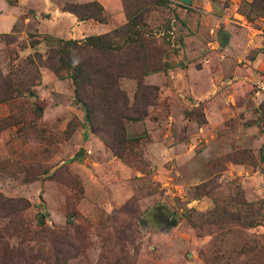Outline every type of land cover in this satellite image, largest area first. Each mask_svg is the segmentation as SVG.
Listing matches in <instances>:
<instances>
[{
  "label": "rangeland",
  "instance_id": "obj_1",
  "mask_svg": "<svg viewBox=\"0 0 264 264\" xmlns=\"http://www.w3.org/2000/svg\"><path fill=\"white\" fill-rule=\"evenodd\" d=\"M92 1L109 24L63 11ZM166 1L145 15L148 65L172 68L144 78L158 99L143 122L126 124L140 141L118 157L85 123L72 80L37 53L58 45L47 36L82 40L122 26V0H0V75L31 86L13 102L0 97V264H13L21 244L49 250V240L11 228L41 226L69 238L67 264H264V19L251 22L236 0ZM135 56L86 54L121 69ZM120 86L132 102L137 80ZM19 199L31 207L13 215L5 203Z\"/></svg>",
  "mask_w": 264,
  "mask_h": 264
},
{
  "label": "trees",
  "instance_id": "obj_2",
  "mask_svg": "<svg viewBox=\"0 0 264 264\" xmlns=\"http://www.w3.org/2000/svg\"><path fill=\"white\" fill-rule=\"evenodd\" d=\"M236 2L244 7L243 13L251 22H254L256 18L264 19V0H236ZM122 4L127 19L122 26L108 33L91 35L82 40L55 39L47 36L46 40H56L58 45L50 46L44 55L37 53L40 61L61 80H72L76 102L85 111V123L93 133L103 136L105 144L118 157H123L119 151L140 141V138L128 135L126 124L143 122L148 117V108L155 106L158 99L159 88L146 85L144 78L172 68L169 65L164 69H150L147 53L150 41L146 37L149 31L145 23V15L150 11L152 4L166 6L168 2L166 0H122ZM63 11L76 16L79 22L93 21L98 24H109L110 22L105 7L98 1L67 4ZM31 44L35 48L39 42L32 41ZM182 44L183 39H181ZM221 44L225 45L226 41L221 40ZM126 50L133 54L137 53L138 56L129 59L127 61L129 67L123 66V69L109 61L104 64L105 66H101L86 58L88 53L110 58ZM140 62H142L141 73L136 74L134 66ZM126 76L138 82L137 92L132 102L120 86V80ZM12 77L3 78L0 75V97L7 103L19 99L31 87L29 83ZM37 111L42 114L43 108L39 107ZM258 113L260 116L257 125L264 131V102L259 107ZM22 124L19 136L25 137V131H23L25 124L24 122ZM1 130L0 123V132ZM261 152V159L264 162V149ZM5 206L12 209L13 215L23 213L31 207L25 199L11 202L7 200ZM0 207H4V202ZM225 211L224 215H228L229 211ZM239 211L242 212L243 207H240ZM233 216H236L239 221L243 219L240 213ZM203 222V219L199 220V224ZM39 224L43 225L44 222L41 220ZM11 228L24 239L32 238L38 244L47 239L51 244V248L46 251L43 248L35 251L34 248L23 246V244L21 248L20 246L15 247L9 252L12 255L13 264H67L68 261L64 259L70 243L67 236L57 240L58 234L44 226L40 227V232L32 231L29 227ZM0 257L6 260L4 253L0 254Z\"/></svg>",
  "mask_w": 264,
  "mask_h": 264
},
{
  "label": "water",
  "instance_id": "obj_3",
  "mask_svg": "<svg viewBox=\"0 0 264 264\" xmlns=\"http://www.w3.org/2000/svg\"><path fill=\"white\" fill-rule=\"evenodd\" d=\"M194 0H182V4L185 6H190ZM85 156V149L81 148L80 151L74 156V158L71 161H77L82 159ZM177 221L173 219L171 221V227H176Z\"/></svg>",
  "mask_w": 264,
  "mask_h": 264
},
{
  "label": "flooded vegetation",
  "instance_id": "obj_4",
  "mask_svg": "<svg viewBox=\"0 0 264 264\" xmlns=\"http://www.w3.org/2000/svg\"><path fill=\"white\" fill-rule=\"evenodd\" d=\"M159 224H161V222H160ZM165 226H167V227H168V225H165Z\"/></svg>",
  "mask_w": 264,
  "mask_h": 264
},
{
  "label": "crops",
  "instance_id": "obj_5",
  "mask_svg": "<svg viewBox=\"0 0 264 264\" xmlns=\"http://www.w3.org/2000/svg\"><path fill=\"white\" fill-rule=\"evenodd\" d=\"M81 23V22H80ZM99 26V25H98Z\"/></svg>",
  "mask_w": 264,
  "mask_h": 264
},
{
  "label": "built area",
  "instance_id": "obj_6",
  "mask_svg": "<svg viewBox=\"0 0 264 264\" xmlns=\"http://www.w3.org/2000/svg\"><path fill=\"white\" fill-rule=\"evenodd\" d=\"M179 3V2H178Z\"/></svg>",
  "mask_w": 264,
  "mask_h": 264
}]
</instances>
